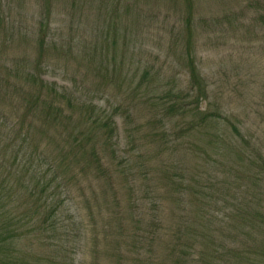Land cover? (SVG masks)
<instances>
[{
	"label": "rangeland",
	"instance_id": "obj_1",
	"mask_svg": "<svg viewBox=\"0 0 264 264\" xmlns=\"http://www.w3.org/2000/svg\"><path fill=\"white\" fill-rule=\"evenodd\" d=\"M190 48L207 99L189 91ZM42 79L67 87L64 117L44 99L26 112ZM107 115L110 137L92 131ZM55 190L42 230L34 200ZM0 192L19 224L9 264L259 256L264 0H0Z\"/></svg>",
	"mask_w": 264,
	"mask_h": 264
},
{
	"label": "trees",
	"instance_id": "obj_2",
	"mask_svg": "<svg viewBox=\"0 0 264 264\" xmlns=\"http://www.w3.org/2000/svg\"><path fill=\"white\" fill-rule=\"evenodd\" d=\"M187 20L191 22L192 20L191 13H188ZM188 55H189V66L191 68L189 91L197 89L200 93L202 92L205 93V99H207L208 98V85L206 84L204 80L203 74L198 64L196 63L195 58L191 55V48L188 50ZM147 75L148 73L146 72L144 79H146ZM32 76L33 78H31L30 80L37 81V78H35V75L32 74ZM141 85L142 84H140L139 87ZM60 87L61 86L58 85L56 82L47 83L45 80L42 79V83L41 85H39V90L37 94L33 95L32 93L30 99H28L29 103L25 106L26 112H30L34 110L36 108L37 102L40 101V99H44L46 100V102L51 104V106L54 105L52 103L58 102V104H56V106L53 107L54 110L50 108V105H49L45 113L46 112L47 114L54 113L57 117L59 116L64 117L65 111H66V107L64 106V104L66 102H68L69 104H72L73 99H72V96H70V94L68 93L67 87H61V90H60ZM172 90L173 88L169 92L171 93ZM50 96L52 98L49 100ZM209 114H210L209 111L204 112L203 121L204 119L209 118ZM98 115L101 116V114H98ZM106 117L108 119L107 118L104 120L101 119V123L99 122L95 123L94 124L95 128H93V125H92V128H93L92 131H94V129L101 131L102 129L105 128L106 131H108L106 135L110 137L111 134L114 132V130H112L113 124H111V120H114V119L113 117L111 118L108 115ZM85 119H86L85 124H88V121L92 120V118H89V117ZM26 120L27 118H19L16 124L20 125L22 123V126H21V129H22L25 126ZM98 120L100 121V119H97L95 122H97ZM115 122L116 121L114 120V123ZM96 152L99 153L98 148H96ZM48 159L49 158L44 157L43 161H40L39 163L46 162V164H49L50 161ZM100 160H102L101 157H100ZM33 164H34V160H33ZM41 167H42L41 164H38L37 168L35 169V172L42 173L41 174L42 178L46 179L48 177V172L45 171L43 173L41 171ZM33 179H35V177H33ZM52 181L53 179L46 181L44 185L45 191L47 192L49 191L48 188L50 187ZM36 188H37V184H35L34 187L32 188L30 196L33 197L36 194V192L33 193ZM3 196L4 195L0 192V264H9L10 262L8 261L12 258V254H11L12 252H10V250L16 244V241L18 239L17 238L18 234H17V230H15V227L19 226V224L16 221L9 222L10 217H8V213L10 212V209L8 208V205L2 201ZM34 201H35V204L32 208V211H35L38 214V212L44 209L43 213H45V217H43L44 224H42L41 225L42 227L40 226V228H42V230L55 231V228L58 227V224L60 221L58 218V212L60 211V209H62V205H63V200L59 198L58 190L50 192L46 196H44L41 193L40 196L35 198ZM54 215H56L57 218L51 219V217ZM215 264H264V249H262L259 252V256H252L250 254H246V252L236 250L234 252V258H232L231 260H225L224 262H219Z\"/></svg>",
	"mask_w": 264,
	"mask_h": 264
}]
</instances>
